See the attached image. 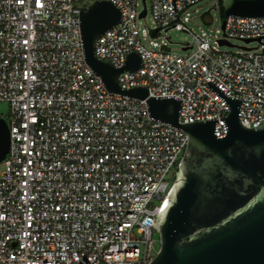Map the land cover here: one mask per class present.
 I'll use <instances>...</instances> for the list:
<instances>
[{
  "label": "built area",
  "instance_id": "obj_1",
  "mask_svg": "<svg viewBox=\"0 0 264 264\" xmlns=\"http://www.w3.org/2000/svg\"><path fill=\"white\" fill-rule=\"evenodd\" d=\"M111 1L122 15L96 38L95 55H111L116 66L127 49L142 57L138 69L119 72L120 86L143 83L150 95L178 96L179 122L217 116L215 134L223 136L219 115L229 105L207 84L210 79L226 94L246 99L238 104L242 124L261 121L264 15H221L224 25L211 40L214 17L200 10L201 0H175V11L172 0H150L149 27L139 24L146 0ZM90 3L0 0V100L9 103L0 264H148L158 250L154 223L168 201L188 133L150 117L145 98L103 85L83 55L79 9ZM195 18L209 28H195ZM170 29L190 35L181 43L190 52L171 50Z\"/></svg>",
  "mask_w": 264,
  "mask_h": 264
},
{
  "label": "water",
  "instance_id": "obj_2",
  "mask_svg": "<svg viewBox=\"0 0 264 264\" xmlns=\"http://www.w3.org/2000/svg\"><path fill=\"white\" fill-rule=\"evenodd\" d=\"M220 1L223 16L264 15V0ZM172 7L173 11L177 9L175 0ZM143 14L145 8L140 13ZM121 15V8L111 0H95L79 9L85 61L108 90L145 98L150 117L182 127L188 133L168 201L154 223L160 246L148 264H264V109L257 125L242 124L238 104L246 99L232 97L207 80L229 105L227 114L219 115L225 122L226 134L216 136L217 116L179 122L180 97L150 95L143 83L120 86L119 72L138 69L142 64L140 52L127 49L123 64L116 66L111 55H95V40ZM203 18L209 22L211 14L205 13ZM8 146L9 128L0 117V161Z\"/></svg>",
  "mask_w": 264,
  "mask_h": 264
},
{
  "label": "rangeland",
  "instance_id": "obj_3",
  "mask_svg": "<svg viewBox=\"0 0 264 264\" xmlns=\"http://www.w3.org/2000/svg\"><path fill=\"white\" fill-rule=\"evenodd\" d=\"M88 3H90L91 0H86ZM150 0H146L147 3V13L145 16L141 17L140 19V26L141 27H149L152 26L154 24L153 19H152V15H151V11H150V5H149ZM142 3L138 6L139 9L142 8ZM198 6L200 8V10H205L208 9L209 12L213 15L214 19L213 22L211 23L210 27H211V40L214 38L213 34H218L215 31V28H220L221 27V21H222V16H221V12H220V6L218 3H215V0H201L198 3ZM193 24L195 25V28H197V24H202L206 29L209 28V26L206 25V23L202 22V20L195 18L192 20ZM167 34L170 36V39L172 40V42L170 43V48L173 52L175 53H179V54H186L188 52L191 51V49H183L182 48V42L187 41L190 38V35L182 30H176V29H170L167 31ZM234 43L237 44H243V42L239 39H233L231 40ZM250 45H254V42H251ZM222 48H230V49H236V46H232V47H228L227 45H221ZM9 116V103L6 100H0V117L4 118L5 120L8 119ZM4 168V164L3 161H0V173ZM173 171L174 169L171 171V173H169L167 175V177L170 179V181H172L173 178ZM154 235L156 237L159 236V232L155 231ZM154 245V249H158L160 246L159 241H155V243H153ZM154 249L150 248L149 252L150 253H154Z\"/></svg>",
  "mask_w": 264,
  "mask_h": 264
},
{
  "label": "trees",
  "instance_id": "obj_4",
  "mask_svg": "<svg viewBox=\"0 0 264 264\" xmlns=\"http://www.w3.org/2000/svg\"><path fill=\"white\" fill-rule=\"evenodd\" d=\"M218 2H219V6H220V2H221V1H220V0H218ZM220 12H221V9H220ZM221 15H222V12H221Z\"/></svg>",
  "mask_w": 264,
  "mask_h": 264
}]
</instances>
